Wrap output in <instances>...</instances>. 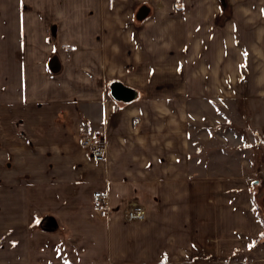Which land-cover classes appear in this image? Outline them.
<instances>
[{
  "label": "crops",
  "instance_id": "crops-1",
  "mask_svg": "<svg viewBox=\"0 0 264 264\" xmlns=\"http://www.w3.org/2000/svg\"><path fill=\"white\" fill-rule=\"evenodd\" d=\"M258 91L264 0H0V264H238L198 250L190 133Z\"/></svg>",
  "mask_w": 264,
  "mask_h": 264
},
{
  "label": "rangeland",
  "instance_id": "rangeland-1",
  "mask_svg": "<svg viewBox=\"0 0 264 264\" xmlns=\"http://www.w3.org/2000/svg\"><path fill=\"white\" fill-rule=\"evenodd\" d=\"M243 100L217 103L191 128L201 195L192 221L201 225L198 250L208 260L237 254L238 264H264V95Z\"/></svg>",
  "mask_w": 264,
  "mask_h": 264
},
{
  "label": "built area",
  "instance_id": "built-area-1",
  "mask_svg": "<svg viewBox=\"0 0 264 264\" xmlns=\"http://www.w3.org/2000/svg\"><path fill=\"white\" fill-rule=\"evenodd\" d=\"M83 124L85 123L83 122ZM79 141L80 146L89 152L94 161L102 162L105 160L107 141L103 132L98 129L83 131ZM94 197L97 201L104 202L100 191L94 192ZM122 217L129 222L143 221L146 218V209L143 204L132 201L124 207Z\"/></svg>",
  "mask_w": 264,
  "mask_h": 264
}]
</instances>
